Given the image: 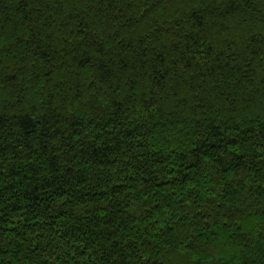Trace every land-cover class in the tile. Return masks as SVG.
<instances>
[{"label":"trees","instance_id":"trees-1","mask_svg":"<svg viewBox=\"0 0 264 264\" xmlns=\"http://www.w3.org/2000/svg\"><path fill=\"white\" fill-rule=\"evenodd\" d=\"M0 264H264V0H0Z\"/></svg>","mask_w":264,"mask_h":264}]
</instances>
